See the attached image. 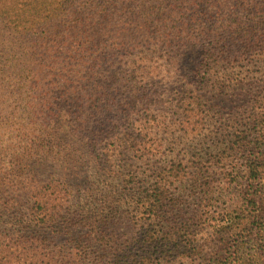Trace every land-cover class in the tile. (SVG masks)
<instances>
[{
	"label": "rangeland",
	"instance_id": "1",
	"mask_svg": "<svg viewBox=\"0 0 264 264\" xmlns=\"http://www.w3.org/2000/svg\"><path fill=\"white\" fill-rule=\"evenodd\" d=\"M85 2L91 7L90 11L97 14L98 9L94 3L89 4V0H0V179L4 178V182L14 179L35 187L55 180L56 184L70 189L72 203L95 221L98 229L105 227L107 233L116 231L121 240L137 232L140 217L128 201L129 197L124 198L127 188L122 180L131 168L142 167L143 159L129 157L118 147L113 173L102 171L90 149L73 134L64 118L45 129L52 123L50 114L44 108L40 113L33 110L39 104L37 100L47 95L38 88L44 80L32 83L33 70H49V63L43 68L47 56L50 62H57V72H53L54 78L50 79L59 83L47 81L44 86L50 84L54 90H61L66 84L61 80L72 73L69 58L75 42L91 37V49L88 50L91 60L76 67L82 73L80 78L86 80L83 83L89 86L97 77L108 78L109 70L113 68L132 71L137 66L142 80L138 85L146 89L140 92L142 99L136 108V126L149 127L150 144L154 146V152L158 151L150 161L156 167L173 160L184 162L189 175L179 190L188 210L201 214L202 211L215 212L216 207L222 209L233 193L226 188L227 182L221 173L223 168L217 163V157L225 158L229 171L243 169V151L240 152L239 145L233 142L244 133L241 131L249 132L254 105L264 100V53L213 67L208 72L210 80L207 82L195 79L193 71L203 59L204 51L198 39L205 38L201 34V25L213 18L195 15L198 23L190 29L170 30L157 42L161 37L157 22L137 34V38L117 51V55L110 56V33L104 35V32L115 25L129 27L127 13L139 12V8L130 7L128 3L130 8L123 10L118 0L110 11V22L102 17H90V28L87 26L86 31L77 28L84 22L73 21L75 8ZM179 10L174 12L175 22L181 20L188 25L194 21ZM121 11L123 13L116 15ZM62 14L67 16L61 18ZM44 74L42 72L41 76ZM81 83L79 78L73 83L74 90L78 91L76 95H87L78 98L76 106L89 111L91 86L83 90ZM194 95V103L198 101L202 112L203 125L194 132L185 131L178 120L182 112L178 104L183 99L190 102L189 98ZM45 130L53 133V143L59 144L64 153L50 155L49 148L37 145L35 140L26 145L24 139L29 132L42 138ZM29 148L39 154L44 152L45 159H29L26 156ZM37 153L33 158L38 156ZM180 191L177 189V195ZM29 193L30 189L24 187L0 191V264H64L72 248L67 243L71 234L49 231L46 235L50 240L46 245L35 242L38 247L33 246L32 239L27 241L28 237H35V232L43 233L37 227L26 230ZM9 196L14 201L9 200ZM87 230L79 229L74 234L91 238L95 250H100L95 234H87ZM199 238L201 241L209 239L208 232L201 231ZM93 256L87 261H92Z\"/></svg>",
	"mask_w": 264,
	"mask_h": 264
},
{
	"label": "trees",
	"instance_id": "2",
	"mask_svg": "<svg viewBox=\"0 0 264 264\" xmlns=\"http://www.w3.org/2000/svg\"><path fill=\"white\" fill-rule=\"evenodd\" d=\"M86 2L75 8L73 21L84 22L77 28L87 31L90 17L98 16L110 22V11L118 0H89L88 3H94L98 9L97 14L90 11L91 7ZM128 3L130 7L139 8V12L127 13L129 27L115 25L104 32V35L110 33V56L117 55V51L126 48L132 39L137 38V34L157 22L160 23L161 35L157 42L170 30L190 29L198 23L195 15L213 17L201 25V34L205 38L198 39L204 51L203 59L193 71L195 79L207 82L210 80L208 72L213 67L264 53V0H119L123 10L130 8ZM179 8L181 14L194 21L188 25L181 20L175 22L174 12ZM118 13L123 12H116V15ZM60 16L65 18L67 14ZM91 41L89 37V40L83 38L75 42L69 58L72 73L61 80L66 83L61 90H54L50 84L44 86L47 81L59 83L50 79L54 78L52 73L57 72V62H50L48 56L45 58L43 68L49 63V70L43 69L44 76H41L42 72L33 70L32 83L44 80L38 88L47 94L37 100L39 104L33 110L40 113L44 108L50 114L52 123L45 129L52 128L64 118L73 134L90 149L102 171L113 173L118 147L123 148L122 152L129 157L143 159L142 167L131 168L124 173L122 180L127 188L124 198L129 197L128 201L132 202L131 206L140 217L137 220L139 228L132 237L126 236L123 240L116 235V231L107 233L105 227L98 229L97 223L72 203L70 189L61 187L55 180L35 187L14 179L7 182L3 181L4 178L0 179V191L9 187L30 189L26 230L37 227L43 233L37 234V231L33 234L35 237H28L27 241L32 239L33 246H36L35 242L46 245L50 240L46 235L49 231L71 234L67 243L72 248L64 264H264V100L254 105L248 123L251 126L249 132L241 131L244 133L233 142L239 145L240 152L241 149L243 151V169L229 171L225 158L217 157V163L223 168L221 173L227 182L226 188L233 195L228 197L222 209L216 207L215 212L202 211L199 214L195 210L190 211L181 200L179 190L189 175L184 162L173 160L171 164L156 167L150 161L158 151L154 152L155 148L150 144L149 127L136 126V108L142 99L140 92L146 89L138 85L142 80L137 66L132 71L113 68L109 70L110 77L95 78L93 84H89L90 110L83 111L76 106V100L87 94L76 95L75 80L79 78L83 90L89 88L83 83L86 80L80 78L82 73L76 67L90 62L91 52L88 50L91 49ZM101 79L107 85H103ZM195 98L194 95L189 98L190 102L183 99L178 104L182 111L178 120L185 131L194 132L203 125L202 112L198 101L194 103ZM26 136V145L35 140L37 145L47 146L50 155L64 153L59 144L53 143L54 135L48 130L42 138H36L31 132ZM36 153L35 149L26 150L29 159H45L44 152L37 153L38 156L33 158ZM239 184L241 186L237 187ZM8 199L13 198L9 196ZM79 229H88L87 234H95L100 250H95L91 238L77 237L74 233ZM201 231L208 232L209 239L201 241ZM93 254V260L88 262L87 258L91 259Z\"/></svg>",
	"mask_w": 264,
	"mask_h": 264
}]
</instances>
